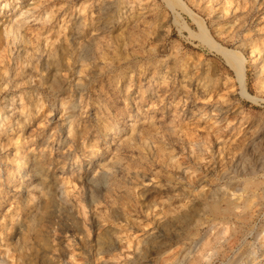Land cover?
Listing matches in <instances>:
<instances>
[{
  "label": "rangeland",
  "instance_id": "rangeland-1",
  "mask_svg": "<svg viewBox=\"0 0 264 264\" xmlns=\"http://www.w3.org/2000/svg\"><path fill=\"white\" fill-rule=\"evenodd\" d=\"M263 239L264 0H0V264H264Z\"/></svg>",
  "mask_w": 264,
  "mask_h": 264
},
{
  "label": "bare ground",
  "instance_id": "bare-ground-1",
  "mask_svg": "<svg viewBox=\"0 0 264 264\" xmlns=\"http://www.w3.org/2000/svg\"><path fill=\"white\" fill-rule=\"evenodd\" d=\"M4 1V0H3ZM33 2V1H32ZM7 2H5L4 3V7L7 5L6 4ZM110 7V3L108 2V1H103L102 3H101V8L99 9V11L101 12V15H102V17L103 18H106L107 16H108V8ZM112 8V7H111ZM18 9V6L16 7V10ZM127 9V8H126ZM16 10L14 11V15H15V17H12L11 18V23L5 28L4 27V29L6 30V33L8 34V35H12V36H14V37H17L18 35H20V29H21V26L23 25V23H24V20H25V15H28V14H26V13H29V12H31V11H33V7L31 6V7H29L28 9H26V10H23V11H20V12H16ZM115 10V9H114ZM36 11V10H35ZM118 13V12H117ZM133 15V14H132ZM114 22V21H113ZM117 27V26H116ZM108 28V27H107ZM101 31V30H100ZM131 31V30H130ZM92 41H93V37H88L86 40H85V42H84V46H88V45H90L91 43H92ZM129 42V41H128ZM20 44V43H19ZM211 46H213L212 44H211ZM216 46V47H215ZM213 47H215L217 50H220L225 56H227L228 55V50H226V49H221L220 47V45L219 44H214V46ZM156 49V48H155ZM154 49V50H155ZM85 50V49H84ZM83 52V51H82ZM81 52V53H82ZM91 54V53H90ZM155 54V53H154ZM152 55V54H151ZM81 56V55H80ZM155 56V55H154ZM240 62V63H239ZM239 62L237 61V70H236V72H237V77H238V80H239V82L241 83V85H243L244 86V73H243V64H242V61L241 60H239ZM132 73V72H131ZM135 75V74H134ZM204 75V74H203ZM50 78V77H49ZM203 78H204V76H203ZM53 80H55V82L57 81L56 80V78L54 77V79ZM239 83V84H240ZM77 85L79 86L80 85V83H77ZM241 88H242V86H241ZM58 90V89H57ZM167 95V94H166ZM168 96V95H167ZM148 99V98H147ZM157 99V98H156ZM163 100H164V98H162ZM149 100V99H148ZM142 101V100H141ZM219 109H221V108H219ZM140 117V116H139ZM5 123V122H4ZM68 127H69V131H71L72 130V122H70L69 123V125H68ZM134 132V131H133ZM59 142H60V139L58 140ZM34 158V160H33V173H34V175H36V177H38L39 178V181H38V183H37V186H39L40 184H42V183H44V182H46V179H47V176H48V173L46 172V170H45V168L43 167V166H40V161H39V159L38 158H35V157H33ZM103 177V175H102V173L101 172H99L98 173V175L97 176H88V178L90 179V180H96L97 178H102ZM212 208L214 209V210H217L218 209V206L217 205H215V204H213V206H212ZM180 220V219H179ZM180 221H186V220H183V219H181ZM264 240V239H263ZM97 243L98 244H101V246H99V247H97V249H96V254L98 253V252H100V251H102V250H107V249H109L110 248V246H111V243H109V242H105V241H103V240H100V238L99 239H97ZM108 254V253H107Z\"/></svg>",
  "mask_w": 264,
  "mask_h": 264
}]
</instances>
